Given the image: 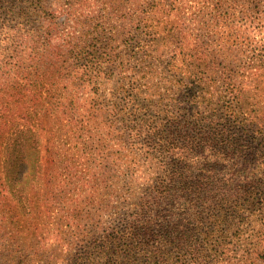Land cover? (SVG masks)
Instances as JSON below:
<instances>
[{"label":"rangeland","instance_id":"374dc122","mask_svg":"<svg viewBox=\"0 0 264 264\" xmlns=\"http://www.w3.org/2000/svg\"><path fill=\"white\" fill-rule=\"evenodd\" d=\"M10 1L13 11L0 0V98L15 90V50L27 41L50 37L64 49L67 36L99 24L120 55L92 75L71 66L57 81L62 62L49 63L55 87L37 95L28 118L18 106L15 125L28 122L32 138L19 189L0 172V264H264V0H230L228 29L209 14L206 63L195 46L173 69L165 43L153 40L163 32L150 26L155 13L146 12L165 0H46L48 11L28 16L32 0ZM226 73L241 90L232 103ZM189 86L196 93L185 108L180 92ZM227 115L243 140L232 144L221 130L211 146L182 149L189 190L153 200L166 151L147 141L148 123L176 122L188 136L197 131L187 123ZM137 122L144 133L131 143L125 124ZM178 220L183 227L172 230Z\"/></svg>","mask_w":264,"mask_h":264},{"label":"trees","instance_id":"16d2710c","mask_svg":"<svg viewBox=\"0 0 264 264\" xmlns=\"http://www.w3.org/2000/svg\"><path fill=\"white\" fill-rule=\"evenodd\" d=\"M6 1L9 11H13L12 7H10L11 1ZM45 3L48 2L46 0H32L33 11L30 13L23 10L22 12L25 11V15L28 16L38 12L40 9L48 11ZM154 4L155 6L152 5L146 12L155 13L154 22L150 26L155 28L154 30L161 26L163 30L162 33L158 34L153 30L152 34L156 33L153 35V40L160 44L164 42L165 51L169 49L170 60L168 64L170 69L176 67L180 58L187 61L192 54L190 51L195 46H198L201 52L203 51V47L200 46L202 43L201 37L210 33L209 30H203V21L207 22L214 19V17L209 18V14L213 11L217 12V16L224 20L223 27H227V29L231 25V18L235 16L232 13L233 9L228 10L226 8L227 5L232 6L230 0H218L217 3H213V0H198L194 4H188L186 0H165ZM152 7H155L156 10ZM192 7L196 10L195 16H193V10L189 12L190 9H193ZM98 25L87 24L80 33L67 36L64 49H58V46L51 47L50 37L46 39L39 37L33 41H27V47L23 49L22 53L15 50L17 54L14 56V59H16L14 67L17 69L15 74L17 78L16 83L11 85L15 90L0 98V172L1 174L3 173L5 178L7 177L9 182H12L11 192L19 189L20 162L25 157L27 158L23 148L30 144L32 138L31 134H29L32 128L28 122L15 125L17 120L15 112L18 106L21 105L22 107L20 114L28 118L33 111L37 95L42 96V94L51 91V85L55 87V82H48L49 76L47 67H45L47 64L62 62V67L54 75L57 81L61 80V75L70 70L71 66L83 70L82 76L92 75L95 71L99 72L106 69V63L113 61L112 57L120 55V53H114L109 50L106 45L108 42L104 40L103 32L99 30L100 27ZM177 28L178 30L176 31ZM40 44L44 45L41 50H39ZM229 47V44H225L222 48ZM132 49L135 53H139L144 49L148 50L145 45H134ZM198 58L201 64L206 63V54L204 52ZM191 60L196 59L191 58ZM222 77L224 78V76ZM224 79L227 91L226 96L229 97V101L232 103V98L235 99V96L241 90L238 88L235 77L231 74L226 73ZM60 84L61 81L56 82V86ZM7 85H9V82ZM180 93V98L186 101L185 108H187L190 103L188 102L189 98L192 96L193 100L196 91L193 86H189ZM23 120L25 119L23 118ZM212 122L198 119L196 123H187L193 125L195 127L194 131H197L196 134L188 136L182 134L184 129L179 127L176 122L166 128H161L156 121L148 123L147 141L158 146L163 152L166 151L161 164L164 174L153 184L150 190V194L154 196L151 197L153 200L166 197L172 192L179 194L189 190L190 185L185 181L184 175H182L184 172L181 170L182 165L179 153H181L182 149L203 147L205 144L211 146L214 143L211 136L216 134L219 137V131L221 130H226L225 134L227 136L224 139L232 144L243 140L242 134L236 132L241 126L237 124L231 115H227L226 120L223 122L216 124ZM143 126L144 124L139 122L125 124L126 129L124 132L126 136L130 137L131 143H133V139L136 140L142 136L144 133ZM182 224V220L176 221L172 226V230L180 229L183 227ZM156 238L159 239V236H156Z\"/></svg>","mask_w":264,"mask_h":264}]
</instances>
